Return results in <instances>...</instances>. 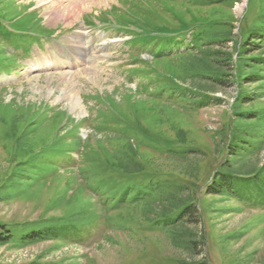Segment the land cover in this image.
Instances as JSON below:
<instances>
[{
	"label": "rangeland",
	"instance_id": "obj_1",
	"mask_svg": "<svg viewBox=\"0 0 264 264\" xmlns=\"http://www.w3.org/2000/svg\"><path fill=\"white\" fill-rule=\"evenodd\" d=\"M260 20L264 0H0L2 25L36 37L17 46L0 30V223L54 228L0 245V264H264V206L211 184L253 122L232 103L258 89L237 74ZM210 74L225 82L208 81V98L196 83ZM256 97L242 111H264ZM255 154L257 167L264 142ZM169 196L200 220H148L145 204Z\"/></svg>",
	"mask_w": 264,
	"mask_h": 264
},
{
	"label": "trees",
	"instance_id": "obj_2",
	"mask_svg": "<svg viewBox=\"0 0 264 264\" xmlns=\"http://www.w3.org/2000/svg\"><path fill=\"white\" fill-rule=\"evenodd\" d=\"M260 21L263 23V27L260 30L255 29L254 31H251L242 43L245 47L241 53L243 64L239 67L240 74H237V78L239 77L243 82L259 83L257 85L258 89L253 92H242L240 90L232 103L234 104L235 118L245 121L252 120L253 122L247 124L248 126H244L242 129L240 128L235 131L228 149L230 157L224 162V168L215 173L211 182L214 194L222 195L227 199H233L238 202H245L254 207L264 206V162L260 166L255 167V164L248 158L253 156L256 157L255 152L260 150V147L264 142V111H257L256 109L242 111V107L257 99V94H264V20ZM0 29L7 32L8 37L6 38L17 42L22 40L17 46L25 45L29 41V38H27L26 35H15L12 32H8L9 30L6 29L1 22ZM252 51H258V54L248 56L250 53H253ZM202 62H204V60H202ZM217 69L215 68V70ZM205 79L206 82L204 83H196V87L204 90L208 98L211 85L213 90L212 83L220 84L225 82L223 77L214 76L213 74L208 75ZM208 81H212V83ZM207 97L205 98L208 99ZM212 100L218 102L220 101V98L212 94ZM256 145L257 149L254 150ZM182 156L184 157V155ZM23 162L24 161L19 162V164ZM19 179L20 177L17 176L16 180L18 181ZM126 184L127 185H125L124 188H129L130 186L128 182ZM144 194H146V192H144ZM147 195L150 196L149 193H147ZM183 200L184 199L180 197L169 196L160 205L162 210H154L155 208L153 205L157 203L159 204L160 202H151V199L147 202L148 204L144 203L147 207V211L144 215H148V212L156 214L157 216L154 218L148 216V220L155 221L158 225L170 228L171 230L178 229L183 225L184 221L197 223V221L200 220V217L197 215V210L194 205L190 202H182ZM50 229L54 228L41 229L25 226L16 229L15 227L9 228L7 225L0 223V245L13 241H15L16 245H22L28 241L43 239L46 237V231ZM187 235L188 236L183 239L185 248L195 250L198 241L191 236V232ZM183 264L189 263L183 262ZM191 264L208 263L206 260H200L193 261Z\"/></svg>",
	"mask_w": 264,
	"mask_h": 264
},
{
	"label": "bare ground",
	"instance_id": "obj_3",
	"mask_svg": "<svg viewBox=\"0 0 264 264\" xmlns=\"http://www.w3.org/2000/svg\"><path fill=\"white\" fill-rule=\"evenodd\" d=\"M71 2L75 3V0H71ZM65 98H68L70 100L72 109L78 108L80 106L79 97L72 90L66 91Z\"/></svg>",
	"mask_w": 264,
	"mask_h": 264
}]
</instances>
